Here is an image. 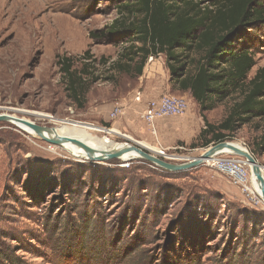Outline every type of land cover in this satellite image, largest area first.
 <instances>
[{
	"label": "rangeland",
	"instance_id": "obj_1",
	"mask_svg": "<svg viewBox=\"0 0 264 264\" xmlns=\"http://www.w3.org/2000/svg\"><path fill=\"white\" fill-rule=\"evenodd\" d=\"M114 6L112 0H0V115L43 128L95 127L101 130L93 135L117 143L180 145L189 158L204 153L215 144L190 147L189 138L205 126L190 95L185 113L165 119L185 126L184 140L155 134L142 118L149 100L178 95L166 57L148 58L138 77L115 65L126 44L91 38L116 18ZM242 36L256 60L253 77L264 67V21ZM67 58L74 68L89 65L83 107L66 88ZM238 97L207 112V120L220 123ZM118 106L123 111L113 118ZM263 132L264 120L254 119L223 142L248 149L264 172V152L256 151ZM208 160L174 172L142 157L78 158L0 120V264H238L243 251L240 264H264V201L251 167L227 152ZM231 160L242 162L243 185L220 169L218 162ZM241 239L249 242L246 251Z\"/></svg>",
	"mask_w": 264,
	"mask_h": 264
},
{
	"label": "trees",
	"instance_id": "obj_2",
	"mask_svg": "<svg viewBox=\"0 0 264 264\" xmlns=\"http://www.w3.org/2000/svg\"><path fill=\"white\" fill-rule=\"evenodd\" d=\"M112 2L116 18L92 31L91 38L126 44L115 65L138 77L150 56L166 57L171 83L190 92L205 121L191 148L223 142L254 119L264 120V67L250 76L256 60L250 47L242 44L243 31L264 21V0H211L208 6L197 0ZM61 69L71 98L83 107L92 83L89 65L74 68L67 58ZM234 94L239 97L228 115L218 124L209 122L206 113ZM256 145V151L264 152V132ZM240 242L246 251L249 242ZM238 257L240 264L244 251Z\"/></svg>",
	"mask_w": 264,
	"mask_h": 264
},
{
	"label": "bare ground",
	"instance_id": "obj_3",
	"mask_svg": "<svg viewBox=\"0 0 264 264\" xmlns=\"http://www.w3.org/2000/svg\"><path fill=\"white\" fill-rule=\"evenodd\" d=\"M5 116H7V120L14 123L21 130L28 132L32 136H38L39 135V136H42V137L47 138V139H55L58 137L69 138L67 141H62V142L58 143V145L63 146L64 150L68 151L70 154H72L73 156L78 157V158L88 159V156L86 155L84 148H82L80 145L74 143L70 139H77L79 141L86 143L87 145L91 146L92 148H95L97 155H103V152H105V151L112 152L113 150H121V149H123V147H126L129 145L127 143L114 142L113 140H111L110 138H108L106 136L98 137L96 135H93L90 130H94V131L101 130V129H98L95 127H86L85 125H81V124H77V123H70L69 125L68 124L59 125L56 128H43L42 127L41 131L38 132L33 126L30 125V123L35 124L30 119L21 118V117H18L16 115H10V116L5 115ZM37 116L47 117L48 115H45L43 113H37ZM108 132L117 133L118 131L115 129L114 130L111 129ZM142 146H144L146 148L150 147L149 149H151V150H157V148H153L154 146L151 147V145L148 146L147 144H142ZM206 151H208V149ZM246 151H248V149H246L245 147H243L239 143L231 142V143L227 144L225 147H223L221 150L211 154L209 158L215 159L218 154H222V153L226 154V152L229 154L231 153L234 155L241 156ZM202 154L203 153H201L200 155H198L196 157H200ZM138 157L140 158V155L136 150L127 149L118 158L123 159V160H130V159L138 158ZM208 159H207V162H210V160H208ZM244 159H245L244 164L246 163L252 169L254 191L258 196L261 197V184L257 180L256 174H255V166L248 159H246V158H244ZM263 176H264V172H263Z\"/></svg>",
	"mask_w": 264,
	"mask_h": 264
},
{
	"label": "built area",
	"instance_id": "obj_4",
	"mask_svg": "<svg viewBox=\"0 0 264 264\" xmlns=\"http://www.w3.org/2000/svg\"><path fill=\"white\" fill-rule=\"evenodd\" d=\"M154 56L149 57V61L154 60ZM138 96L137 99H140ZM189 108V99L183 96L175 95H163L154 99H151L146 104L145 109L142 113V118L152 127L155 134H157V127L155 125L158 118L166 116L180 115L187 111ZM123 110L121 107H115L111 112V116L116 118L120 115ZM184 149V146L173 145V146H161L159 145L157 150H150L151 153H156L160 158L169 161L182 163L186 162L189 157L183 156L179 153L180 150ZM241 161L231 160V162H219L220 169L227 171L233 176L234 182L243 185L245 183V172ZM248 187L245 186V189Z\"/></svg>",
	"mask_w": 264,
	"mask_h": 264
},
{
	"label": "water",
	"instance_id": "obj_5",
	"mask_svg": "<svg viewBox=\"0 0 264 264\" xmlns=\"http://www.w3.org/2000/svg\"><path fill=\"white\" fill-rule=\"evenodd\" d=\"M0 120H7V116L0 115ZM30 125L33 126L38 132L41 131L42 127H39L36 124H31V123ZM68 139L69 138H66V137H58L55 139H47V140H49L50 142H53L54 144H58L62 141H67ZM70 140L80 145L82 148H84L86 155L88 156V159H91V160L105 161L108 159L118 158L127 149H134L139 153L140 158L142 157L150 162H153L154 164L160 167H163L165 169H168L174 172L187 170V169H191V168L199 166L200 164L204 163L210 157L211 154L221 150L223 147L229 144L228 142L217 143L214 146L210 147L208 151H205L200 157L189 158L186 162H182V163H173V162H169V161H166L158 157L157 155L151 153L149 150L147 151L143 149L142 145H130L129 144L128 146L123 147V149L121 150H113L112 152L105 151L103 152V155H97L95 148H92L91 146L77 139H70ZM241 157L248 159L255 166V174H256L257 180L261 184V197L264 200V176H263L262 167L258 164L253 154H251L248 151L244 152L243 155H241Z\"/></svg>",
	"mask_w": 264,
	"mask_h": 264
},
{
	"label": "crops",
	"instance_id": "obj_6",
	"mask_svg": "<svg viewBox=\"0 0 264 264\" xmlns=\"http://www.w3.org/2000/svg\"><path fill=\"white\" fill-rule=\"evenodd\" d=\"M178 93V95H175V96H183V97H189V95L191 96L190 92H182L180 90L177 89L176 91ZM173 95V94H172ZM160 97V96H159ZM191 98H193L191 96ZM191 100V99H190ZM194 100V99H193ZM195 101V100H194ZM196 103V101H195ZM197 105V103H196ZM112 112V111H111ZM166 117H162V118H158L156 120V127H157V132H160L162 133V135L164 133H168V134H171V135H174L177 139L179 140H184L186 139V136L184 134V131H185V126L182 127V126H169V124H167L165 121ZM182 127V128H181ZM183 130V131H182ZM200 133V132H199ZM199 135V134H198ZM197 136H195L196 138ZM195 138H189V140L192 142Z\"/></svg>",
	"mask_w": 264,
	"mask_h": 264
}]
</instances>
